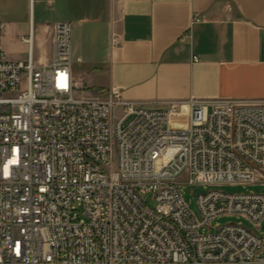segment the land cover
Wrapping results in <instances>:
<instances>
[{
  "label": "built area",
  "instance_id": "obj_1",
  "mask_svg": "<svg viewBox=\"0 0 264 264\" xmlns=\"http://www.w3.org/2000/svg\"><path fill=\"white\" fill-rule=\"evenodd\" d=\"M3 32L0 264H264V194L208 189L264 185V100H191L188 126L173 128L178 102L148 108L117 88L81 95L68 23L53 26L46 64L32 33L27 61H8ZM224 215L254 229L204 233Z\"/></svg>",
  "mask_w": 264,
  "mask_h": 264
},
{
  "label": "crops",
  "instance_id": "obj_2",
  "mask_svg": "<svg viewBox=\"0 0 264 264\" xmlns=\"http://www.w3.org/2000/svg\"><path fill=\"white\" fill-rule=\"evenodd\" d=\"M60 22L81 28L83 62L107 95L181 111L191 100H264V0H0L6 59L26 62L38 32L36 64L48 63Z\"/></svg>",
  "mask_w": 264,
  "mask_h": 264
},
{
  "label": "rangeland",
  "instance_id": "obj_3",
  "mask_svg": "<svg viewBox=\"0 0 264 264\" xmlns=\"http://www.w3.org/2000/svg\"><path fill=\"white\" fill-rule=\"evenodd\" d=\"M81 28H72L71 33V47L76 52L72 54V62H73V70L75 72L76 78L78 81H81L85 84V89L82 93L83 96L87 97H99L104 98L107 96V92L102 86L96 81L94 77V70L91 66L83 62L82 48L84 46L83 38L81 35ZM43 39L39 37V33L37 32L36 38L34 41L35 47V62L38 63L40 55L43 54L41 49ZM48 43H46L47 45ZM22 88H26V80H22ZM121 109L119 107L115 108V116L116 118L121 117ZM171 126L173 128H186L188 126V111L186 109L180 111L177 115L172 117ZM208 189L221 191L225 194H264V185L263 184H233V185H225V186H213ZM181 196L184 202L189 206L191 211L196 212L195 203H194V195L193 188L188 185H182L181 187ZM147 204L150 207L155 206V202L151 194L145 197ZM237 225L241 224L247 229H254V225L252 222L247 220L244 217L236 216V215H224L221 216L211 222V229H206L204 233H213L214 227L217 226H225V225Z\"/></svg>",
  "mask_w": 264,
  "mask_h": 264
},
{
  "label": "water",
  "instance_id": "obj_4",
  "mask_svg": "<svg viewBox=\"0 0 264 264\" xmlns=\"http://www.w3.org/2000/svg\"><path fill=\"white\" fill-rule=\"evenodd\" d=\"M198 193H203V191L199 190L198 188L195 189V195L198 194Z\"/></svg>",
  "mask_w": 264,
  "mask_h": 264
}]
</instances>
